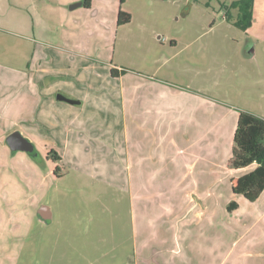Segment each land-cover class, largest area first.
Masks as SVG:
<instances>
[{
  "label": "rangeland",
  "instance_id": "rangeland-1",
  "mask_svg": "<svg viewBox=\"0 0 264 264\" xmlns=\"http://www.w3.org/2000/svg\"><path fill=\"white\" fill-rule=\"evenodd\" d=\"M58 1L60 0H0V64L18 69L23 66V60L32 59L31 68L37 70L31 72L35 74L37 86L33 87L29 82L23 99H19V93L16 92L11 100L6 98L8 101L4 104L7 111L6 118L3 116L0 123V183L9 182L7 184L10 186L6 184L8 194H26L29 204L26 203L23 207L30 205V214L34 215L41 197L42 204L50 205L54 212L47 224L36 219L27 224L26 234L16 249L17 256L12 245L14 260L16 264H131V257L134 256L133 201L135 200L137 209L140 203V209L147 211L151 207L145 199L147 196L143 197V191L131 192L130 175L119 173L112 176L116 184L110 185L109 181H105V175L87 167L85 162L89 161L80 156L84 135L75 133L74 129L68 132L67 115L57 114L54 125L53 122L48 124V119L38 121L37 107L41 88L53 83L56 86L78 81L80 76L77 74V66L82 63L94 62L102 66L112 62L127 70L129 67L125 64L131 66V62L137 60L146 67L154 61L152 52L161 48L158 44H170L159 40L157 44L153 37L157 40L156 36L159 34L167 38L178 35L181 39L183 35V47L185 43L189 45L183 48L182 56L171 61L179 60L183 64V76L180 78L174 70L172 72L175 78L172 79L181 83L183 88L194 89L198 93L202 90L201 83L206 82L207 78L212 81L217 79L221 86L213 87L210 95L226 99L227 103L230 101L240 108H261L264 111V96L250 79L251 72L247 65L242 64L239 54L230 56L228 53L231 61L228 65L223 60L225 53L235 44L234 40L243 41L245 47L256 41L264 42V0H255L254 21L247 31L235 27L225 18L226 6L233 0H102L107 13L102 12L104 14L100 17L106 16L107 22L101 28L91 21L85 27L78 21L72 27L64 26L63 17L55 8ZM70 5L67 14L72 18L77 17L79 10H84L81 6L71 9ZM120 8L131 13V21L119 26L116 20L113 28L108 19L112 13L118 18ZM230 8L231 13L236 15L237 11ZM32 25L36 26L34 33L29 28ZM83 40L88 41L90 47L80 55L75 44ZM215 51L217 53H213ZM258 55L264 67V52ZM38 57H42L43 62L39 63L37 69L34 66L40 59ZM222 63L225 64L222 66ZM218 68L222 69V74L217 71ZM132 69L139 68L134 66ZM1 79L2 87H9L10 82H4L2 77ZM6 82L8 83L5 84ZM11 85L14 87L12 82ZM248 86L252 88L247 89ZM233 94H236L235 97ZM196 115L202 119L203 111L199 110ZM210 116L212 118H205L210 127L215 125L222 130L228 128L223 122V116L216 112ZM194 123L198 125V119ZM15 130H20L31 139L37 152H13L6 137ZM84 134L87 135L86 132ZM215 137L211 139L215 144L183 142V190L176 189L173 184L167 190L157 192L156 196L159 197H156L155 214L156 217L159 216L160 209L165 206L167 212L172 211L174 202L177 201L178 204L183 199V237H186V233L191 240L200 237L197 224H192L193 221L189 223L194 218H200L197 217L198 214L203 216L214 212L223 216L225 223L220 217V233L212 231L211 227L207 231H210L208 233L211 236L209 242L219 246L211 263L224 264L225 261L222 260L228 258L227 251L232 242L245 228L240 225L235 214L228 211L223 198L226 194L224 189L212 192L211 187L208 188L213 184V176L206 172V168L219 166L216 163L218 151L215 150L218 146L224 147L222 142H225L224 138ZM217 139L220 141L217 142ZM53 146L63 151L67 149L68 156L71 157L67 165L64 164L63 173L59 177L53 173L56 163L52 161V155H49ZM220 149L223 156L225 151ZM114 150L115 147L112 148L113 152ZM212 155L214 162H210L209 157L212 158ZM51 168L50 175L47 172ZM203 169L204 173L201 174ZM18 183L25 185V192H20ZM41 188L46 190L42 196L39 193ZM229 192H232V188H229ZM209 197L211 198L206 203L204 199ZM154 209L153 207L152 210ZM140 223L139 231L146 232V225ZM233 227L234 230H230ZM204 230L206 231V225ZM224 235L228 236L224 238ZM243 244L241 242L236 248V254L227 259L228 264L239 257ZM200 253L202 254L193 251L194 263L202 262L205 257L209 258L206 249ZM8 259L5 255V264Z\"/></svg>",
  "mask_w": 264,
  "mask_h": 264
},
{
  "label": "crops",
  "instance_id": "crops-1",
  "mask_svg": "<svg viewBox=\"0 0 264 264\" xmlns=\"http://www.w3.org/2000/svg\"><path fill=\"white\" fill-rule=\"evenodd\" d=\"M77 1L79 0H60L55 6L63 17L64 26L72 27L75 21L83 24V27L87 26L90 21L99 28L102 27V24H106V16L100 17L104 14L102 12L107 13L102 0H92L90 8L82 5L84 10H79V14L75 18L68 16L69 4ZM31 4L35 6L34 3ZM36 5L38 6V4ZM116 20V14L112 13L108 19L111 27H115ZM29 28L32 33L36 30L34 25ZM158 36H156L157 40L153 37L157 44L158 40L160 42L168 41L170 44H158L161 48L152 52L154 61L146 67L144 63L137 60L131 62V66L125 64L126 67H129L127 70H124L123 66L113 65L112 62L110 65L104 63L102 66L94 62H87L77 66L79 68L77 74L80 76L78 81L56 86L53 83L49 87L41 88V97L38 96V121L44 122L45 119H48V124L53 122L54 125L57 114L67 115L68 132H72L74 129L75 133L84 135L80 156L89 161L85 162L87 167L100 175H105L107 177L105 181H109L110 185L116 184L113 177L119 173L130 175L131 192L143 191V197L147 196L145 199L151 204L147 211L140 209V203H138L137 209L135 200L133 201L132 243L134 256L131 257V264H214L211 263V259L214 258L215 251L218 252L219 246L209 242L211 236L208 233L210 231L207 230L211 227L212 231L220 233L218 228L221 227L220 223L224 217L214 212V214H203V216H198V214L197 217L200 218H194L195 220H191L189 223L193 221L192 224H197L200 237L191 240L187 238L186 233H184L186 237H183V199L178 204L177 201L174 202V206L171 207L172 211L168 210L167 212L166 206L163 207L160 209L159 216L156 217V197H159L156 195L157 192L163 189L167 190L173 184L176 189L183 190L181 189L183 187V179H181L183 142L185 144L196 142L205 145L214 143V140H211L212 137L224 138L225 142H222L224 147L218 146L215 150L218 151L216 163L219 166L216 168L208 166L206 172L213 176V184L208 187L209 189L211 187L212 192L214 190L219 192L223 188L226 193L223 198L227 205L233 200L239 203V207L230 213L235 214V218L239 219L240 225L245 229L232 242L227 256L229 258L235 255L238 250L236 248L243 242L244 248H241L238 253L239 257L231 264H264V191L255 201H249L243 195H236L233 191L229 192V188H232L231 179L233 177H240L253 171L258 164L252 163L242 169L227 168L228 160L232 154V140L240 111H250L263 118L264 111L261 108L259 110L240 108L230 101L227 103L226 99L210 95L209 92H212L213 87L221 86L217 79L212 81L207 78L205 83H201L202 90L199 93L194 89L192 91V89L183 88L181 83L172 79L175 78V74L172 72L174 70L178 72L180 78L183 76V64L179 60L171 61L182 56L183 48L187 47L189 43H185L183 47V41H181L183 35H181V39L178 35H172L173 37H165V40H160ZM234 43L231 44L232 49L225 53L223 60H226L225 63L228 65L231 61L227 54L230 53L231 56L238 53L242 64L247 65L251 72L250 79L254 81L256 89H259L264 96V67L258 59V54L264 52L262 50L264 42L256 41L253 45L246 44V47L241 40H234ZM75 45L79 48L77 52H81L80 55L86 53L90 47L89 42L85 40L77 41ZM213 53H217V51ZM38 59V63L34 66L37 69L39 63L43 62L42 57H38ZM32 63V59H25L23 66L18 69L0 64V82L2 81L1 77L4 82L5 80L10 82L9 87H4V85L2 87L0 83V123L1 119H4L3 116L6 118L7 110L4 104L6 105L8 99L11 100L16 92L19 93V99H23L26 95L24 90L29 82L33 87L37 86L35 74L31 73L37 72V70L31 68ZM225 63H222V66ZM134 66L139 69H132ZM112 68L119 70L118 76L112 75ZM122 70L124 72H121ZM217 71L220 74L223 73L221 68H218ZM17 88L19 89L17 90ZM250 88L252 87H247V89ZM60 93L76 100V102L59 99L57 95ZM235 95L233 94L234 97ZM199 110L203 111L202 119L197 118L196 114ZM215 112L221 117L223 116V122L228 125L226 130L215 125L209 126L206 119L212 118L210 114ZM197 119L198 125L194 123ZM212 130L214 131L208 134ZM67 141L68 137L66 143ZM216 141L219 142L220 139ZM113 147H115L114 152L112 151ZM220 148L224 149L223 152L225 151L223 156H221ZM53 149L58 151L62 157V164L68 163V160L71 159L67 149L66 151L57 147ZM209 158L210 162H214V155ZM47 173L51 175L52 168ZM203 173L204 169L201 171V174ZM7 183L9 182L0 183V264H5V255L9 257L7 264H16L14 251L17 256L16 249L19 241L26 234L27 224L34 219L47 224L53 218L54 212L50 205L42 204L41 197V203L34 211V215L30 214L28 211L30 205L23 207L28 203L25 198L26 194L22 193L23 196L21 193L18 195L8 194L6 192ZM18 184L20 192H23L25 185ZM198 184L200 185L199 180ZM7 185L10 186V184ZM45 192L46 190L43 188L39 191L41 196ZM145 192L147 195H144ZM215 196L219 197V194ZM210 198H206L204 201L208 203ZM42 206H48L49 209H42ZM153 207L154 210H152ZM43 213L51 214V218L46 219ZM222 221L224 222V220ZM139 223L146 225V232L139 231ZM204 225H206V231ZM234 228L230 230H234ZM227 236L224 235V238ZM189 237L193 238L192 235ZM12 245H14V251ZM204 249L209 253V258L205 257L202 262L194 263L193 251L202 254L200 251H204ZM74 255L76 256V253ZM227 259L222 260L225 261L224 264H228ZM71 261L70 256L69 262ZM216 264L222 263L217 262Z\"/></svg>",
  "mask_w": 264,
  "mask_h": 264
},
{
  "label": "trees",
  "instance_id": "trees-1",
  "mask_svg": "<svg viewBox=\"0 0 264 264\" xmlns=\"http://www.w3.org/2000/svg\"><path fill=\"white\" fill-rule=\"evenodd\" d=\"M91 3L92 0H84V5L88 8L91 7ZM254 4L255 0H233L229 6H226L225 18L235 27L247 31L254 21ZM229 7L236 10L237 14L231 13ZM131 18L130 12L120 8L117 24L119 26L126 25L131 21ZM111 72L113 76L119 75V70L116 68H112ZM231 150L232 154L228 160L229 169H242L252 163L258 164L253 171L231 179L232 191L236 195H243L249 201H255L264 191V118L250 111H240ZM35 152H37V148ZM49 155H52L51 159L56 163L53 173L58 177L61 176L64 168V164L61 165L62 157L53 148ZM238 207L239 203L234 200L227 205L230 212Z\"/></svg>",
  "mask_w": 264,
  "mask_h": 264
},
{
  "label": "water",
  "instance_id": "water-1",
  "mask_svg": "<svg viewBox=\"0 0 264 264\" xmlns=\"http://www.w3.org/2000/svg\"><path fill=\"white\" fill-rule=\"evenodd\" d=\"M84 5V0H79L77 2H74L73 4L70 5L71 9H74L76 7ZM57 97L61 100L69 101V102H76V100L69 98L68 96L60 93L57 95ZM6 141L11 147L13 151H18V150H23L28 153H33L35 152L36 146L34 142H32L27 136H25L20 130H15L8 134L6 137ZM43 208H48V206H42ZM49 209V208H48ZM44 214V213H43ZM44 217L46 219L51 218V214H44Z\"/></svg>",
  "mask_w": 264,
  "mask_h": 264
},
{
  "label": "built area",
  "instance_id": "built-area-1",
  "mask_svg": "<svg viewBox=\"0 0 264 264\" xmlns=\"http://www.w3.org/2000/svg\"><path fill=\"white\" fill-rule=\"evenodd\" d=\"M158 38H159L160 40H163V39H165V36L159 34Z\"/></svg>",
  "mask_w": 264,
  "mask_h": 264
}]
</instances>
